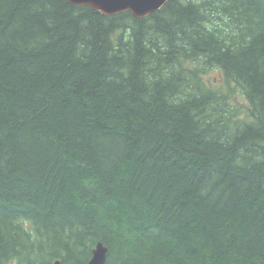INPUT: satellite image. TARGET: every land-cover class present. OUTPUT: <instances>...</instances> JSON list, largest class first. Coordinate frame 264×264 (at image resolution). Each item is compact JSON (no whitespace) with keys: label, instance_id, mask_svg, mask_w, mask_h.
<instances>
[{"label":"trees","instance_id":"obj_1","mask_svg":"<svg viewBox=\"0 0 264 264\" xmlns=\"http://www.w3.org/2000/svg\"><path fill=\"white\" fill-rule=\"evenodd\" d=\"M97 242L105 264H264V0H0V264Z\"/></svg>","mask_w":264,"mask_h":264},{"label":"water","instance_id":"obj_2","mask_svg":"<svg viewBox=\"0 0 264 264\" xmlns=\"http://www.w3.org/2000/svg\"><path fill=\"white\" fill-rule=\"evenodd\" d=\"M74 6L89 7L102 15L111 16L129 12L133 18L140 19L158 11L168 0H66ZM107 248L96 245L92 257L86 264H105Z\"/></svg>","mask_w":264,"mask_h":264},{"label":"rangeland","instance_id":"obj_3","mask_svg":"<svg viewBox=\"0 0 264 264\" xmlns=\"http://www.w3.org/2000/svg\"><path fill=\"white\" fill-rule=\"evenodd\" d=\"M203 78H204V81L209 83L211 86H218L222 84V74L220 73V71H217V70L209 71L207 74L203 76ZM235 95H236L235 100L237 101L235 106L243 110L246 104L244 99L241 97L238 91H236Z\"/></svg>","mask_w":264,"mask_h":264},{"label":"bare ground","instance_id":"obj_4","mask_svg":"<svg viewBox=\"0 0 264 264\" xmlns=\"http://www.w3.org/2000/svg\"><path fill=\"white\" fill-rule=\"evenodd\" d=\"M98 12H99V11H98ZM98 243H101V244H102V242H97V243L95 244V246L93 247V249H92V254H93V251L95 250L96 245H97ZM102 245H103V244H102ZM103 246L106 247L105 245H103ZM92 254H91V257H92ZM106 257H107V255H106ZM55 264H58V263L56 262Z\"/></svg>","mask_w":264,"mask_h":264}]
</instances>
